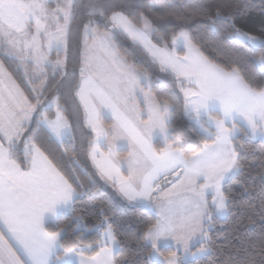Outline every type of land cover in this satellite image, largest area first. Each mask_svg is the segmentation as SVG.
<instances>
[{
    "label": "snow or ice",
    "instance_id": "6c2138e0",
    "mask_svg": "<svg viewBox=\"0 0 264 264\" xmlns=\"http://www.w3.org/2000/svg\"><path fill=\"white\" fill-rule=\"evenodd\" d=\"M53 3L21 5L37 26L23 40L0 25L17 62L0 61V264H187L210 250L213 218L230 211L227 174L243 167L238 121L252 140L264 138V32L242 29L212 0L179 13L152 0L131 11L110 0L83 9L77 0ZM78 9L89 19L78 29L79 62L70 64ZM168 17L175 24L162 30L157 18ZM8 26L23 31L11 19ZM114 30L143 63L122 50ZM221 30L247 54L210 47L205 33ZM156 82L165 87L154 90ZM178 115L194 143L173 123ZM78 173L109 187L115 202L85 205ZM257 175L264 193V168ZM118 206L134 214L118 218Z\"/></svg>",
    "mask_w": 264,
    "mask_h": 264
},
{
    "label": "trees",
    "instance_id": "16d2710c",
    "mask_svg": "<svg viewBox=\"0 0 264 264\" xmlns=\"http://www.w3.org/2000/svg\"><path fill=\"white\" fill-rule=\"evenodd\" d=\"M123 1L127 4L123 5ZM110 2L116 8L131 11L140 3V0H110ZM77 3L83 9L86 5H90L92 0H77ZM152 3H166L171 10L179 13L184 11L185 7L195 8L198 0H152ZM212 4L213 8L219 7L224 14L231 12L242 29L257 34L264 32V0H212ZM88 19L89 17L83 15L79 9L73 16L69 44L74 47L76 63L79 62L80 50L78 29L82 28V24ZM95 19H99V16ZM157 23L160 24L162 30H167L175 24V19L173 17H168L166 20L157 18ZM98 25L103 27V24ZM205 38L211 42L210 47H216L226 57H241L247 54L248 46L241 47L223 30L217 33L207 32ZM117 40L121 42L119 44L122 50L126 51L130 57L135 55L138 63L144 62V57L139 49L131 45L125 37L121 36ZM0 61L9 64L10 67H15V63H17L7 55V49L1 40ZM49 75L50 78H54L51 71ZM56 75L58 76L59 73ZM17 78L20 79L19 75ZM21 83L23 84L22 80ZM24 86L28 90L27 85ZM164 87L159 82L153 85L154 90ZM29 95H31L30 90ZM173 123L177 124L178 129L185 137H192V142H195L194 134L184 126L183 119L179 115ZM245 133L246 131L242 128V134L238 136L236 144L243 167L238 168L225 182L226 191L231 197L230 211L223 220L213 218L214 226L209 231L214 243L209 245L208 254L187 262V264H196V261H199V264H225V262L227 264H247L252 259L255 260V264H264V252H262L264 250V205L261 203L264 200V193H261L258 187L260 179L257 175L261 168H264V164L257 159L264 156V144H261V140L252 141ZM76 138L78 139V136ZM72 142V139L69 138L64 143L67 147ZM49 148L53 155L59 158L57 144L52 143ZM78 174L83 183L81 191L84 193L85 205L115 202V194L110 188L105 187L99 181L92 184L86 175ZM116 211L118 218L123 216L125 219H130L134 214L132 210L125 209L123 206H118Z\"/></svg>",
    "mask_w": 264,
    "mask_h": 264
},
{
    "label": "crops",
    "instance_id": "0c3cea01",
    "mask_svg": "<svg viewBox=\"0 0 264 264\" xmlns=\"http://www.w3.org/2000/svg\"><path fill=\"white\" fill-rule=\"evenodd\" d=\"M5 3L11 5V7L7 8L0 6V25H2L6 31L13 32L17 37L23 36L25 32L37 31L35 19L29 14L27 9L21 7V5L26 4L25 0H5ZM10 19L23 25V31L16 33L14 28L10 29L8 26V21ZM63 213L64 211L60 210V214ZM52 223L53 222L46 217V226H49Z\"/></svg>",
    "mask_w": 264,
    "mask_h": 264
},
{
    "label": "rangeland",
    "instance_id": "374dc122",
    "mask_svg": "<svg viewBox=\"0 0 264 264\" xmlns=\"http://www.w3.org/2000/svg\"><path fill=\"white\" fill-rule=\"evenodd\" d=\"M26 1V3L28 2V0H25ZM49 4H50V6H55L54 5V3H53V0H49ZM122 4L123 5H126L127 3L125 2V1H123L122 2ZM96 23L97 24H103L104 25V20L102 19V18H100L99 17V19H96ZM115 31V35H116V37H117V39L119 38V37H124L123 35H121L120 33H119V31L118 30H114ZM71 32H72V24H71ZM70 32V33H71ZM36 32L35 31H31V32H28V35L29 36H31V35H33V34H35ZM40 36H41V39H43L44 37H43V33H40ZM69 36H70V34H69ZM17 38H19V39H21V40H23V39H25V35H23V36H20V37H17ZM0 40H1V42L3 43V45L6 47V49H7V55L9 56V54H8V52H9V45H8V43L6 42V40H5V38L3 37L2 38V36L0 37ZM120 41H121V39H120ZM119 43H121V42H119ZM80 51V50H79ZM56 52H57V49H53L52 50V55H53V57L56 55ZM60 52H61V54H63V49L61 48L60 49ZM75 50H74V47L73 46H70V44H69V52H68V58H69V62H70V64L73 62V61H75L76 62V57H75ZM9 57H11L12 59H14L15 60V57H12V56H9ZM50 67V66H49ZM257 67H259V65H257ZM137 97L140 99V101H141V103L143 102V97H142V95L140 94V92H139V90L137 91ZM103 115H104V119H105V122L106 123H108V122H110L111 121V115H110V113L109 112H107L106 110L103 112ZM238 123L240 124V126H241V129L243 128L246 132H247V127L244 125V123H243V121H238ZM242 134V131L240 132V133H238L237 135L238 136H240ZM250 136H251V134L250 133H248V138H250ZM156 139H158L159 138V134L157 133L156 134V137H155ZM246 138H247V136H246ZM251 139V138H250ZM262 139H264V138H260V137H258L256 140H252V141H258V140H262ZM68 140V139H67ZM102 145H103V142H102ZM126 142H121V144H120V149H125L126 148ZM237 171V169H233L230 173H228L227 174V179H226V181L228 180V178L232 175V174H234L235 172ZM225 181V182H226ZM106 187V186H105ZM107 188H109V187H107ZM227 216V213H225L224 214V216L223 217H214V219H217V220H223V219H225V217ZM208 252H209V250L208 251H205V252H203V253H200V252H198L197 253V256L193 259V260H191V261H194L195 259H197V258H201V257H204L205 255H207L208 254ZM191 261H188V262H191Z\"/></svg>",
    "mask_w": 264,
    "mask_h": 264
}]
</instances>
